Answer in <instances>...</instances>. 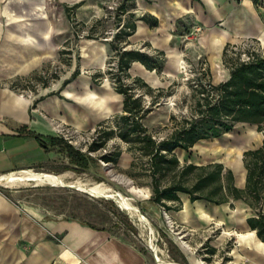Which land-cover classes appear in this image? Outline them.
Returning <instances> with one entry per match:
<instances>
[{"label":"crops","instance_id":"obj_1","mask_svg":"<svg viewBox=\"0 0 264 264\" xmlns=\"http://www.w3.org/2000/svg\"><path fill=\"white\" fill-rule=\"evenodd\" d=\"M93 3L100 4L102 0H0V174L42 164L54 147L59 149L52 145L43 148L36 134L43 138L55 136L54 125L62 122L83 127L93 121L96 126L107 115V104L98 103V107L90 104L96 94L91 85L97 84L91 75L69 78L68 88L60 95L39 91L33 97L21 96L11 85L59 55L61 41L72 24L67 8L76 4L72 11L85 19V10ZM133 11L137 16L150 14L157 23L151 26L137 19L129 46L142 40L153 50H163L164 71L176 66L179 42L186 28L196 33L199 51L208 56L222 53L227 43L245 40H253L264 49V0H135ZM88 43L90 48H101L100 57L110 53L106 41L89 38ZM133 69L138 73L132 72ZM145 71L151 70L139 61L129 68L131 76L141 77L140 73ZM86 88L84 94L76 93L77 89ZM114 92L120 96L121 109L122 96ZM244 183L245 176L235 184L243 187ZM179 197L180 208L170 209L172 221L189 229L209 223L213 216L205 205L194 204L195 200L191 201L187 194L179 193ZM234 200L251 209L245 201ZM151 203V207L157 205ZM226 203L230 205L232 199ZM251 213L253 210L244 214L237 229L242 235L230 251L237 252V256L232 255L233 264H264V241L245 221ZM0 264H148V261L140 249L106 228L28 209L0 192Z\"/></svg>","mask_w":264,"mask_h":264},{"label":"rangeland","instance_id":"obj_2","mask_svg":"<svg viewBox=\"0 0 264 264\" xmlns=\"http://www.w3.org/2000/svg\"><path fill=\"white\" fill-rule=\"evenodd\" d=\"M117 2V0H102L100 4L93 3L94 5L88 11L85 10L87 16L85 19L73 10L72 24L69 33L61 41L59 55L45 61L41 69L35 71L43 78L29 79L28 76L34 72L29 73L21 78V82L11 84L13 89L18 94L22 93L28 97H33L39 91L60 95L69 86L64 80L71 78L75 68L79 69L78 74L84 78L90 77L97 69H105L109 53L102 54L100 57L101 48H90L86 34L90 24L97 18L105 17L106 20L96 26L95 32L98 35L102 32L107 36L112 35L116 28L114 14ZM186 29L179 42L180 55L177 57L176 66L171 65V71L169 68L167 71L162 68L160 71L151 70L140 73L143 80L152 87L151 95H143L145 104L150 106V111L143 118V123L156 138L166 136L183 118H188L195 113V101L201 84H216L228 76V67L222 62L221 53L210 56L201 53L195 43L196 33ZM105 38L107 37L98 39L101 42L105 41ZM244 42L234 44V49L240 51L242 57L246 56L242 51L247 48H257L264 53V49H261L255 41L252 40V45ZM127 46L140 48L150 53L155 52L147 41H134ZM228 56H234V54L229 51ZM132 72L138 73V70L133 69ZM133 76L137 74L132 75L131 78ZM44 81L47 82L46 86L43 84ZM91 86L96 94L90 104L93 107L107 104L108 113L103 119H108V124H112L113 115L121 110L120 96L114 92L113 85L105 75L97 84ZM141 90L142 88L137 89V93ZM86 91H88L87 88L77 89L76 93L84 94ZM152 98L155 101L153 104H151ZM60 125L69 130L72 137L71 144L81 150L86 149L95 135L93 121L89 126L83 127L63 122ZM56 134L58 135L59 132ZM261 139L262 133L254 124L238 122L221 136L201 139L186 150L176 149L175 154L180 164L193 162L197 165H208L213 162H222L224 170L231 169L234 182L239 184L245 176L242 152L258 146ZM115 147L121 149L116 164L106 162L99 157L106 150H112ZM91 155L93 159L89 167L82 170L70 162L63 149L54 147V152H50L49 157L42 164L21 169H32L46 174H64L66 181L84 185L101 182L110 189L131 198L130 200L138 207L140 213L149 221L153 228L152 232L136 216L122 208L114 198L98 195L106 194L104 192L95 191L93 193L96 195H91L60 184H37L32 181L13 186L2 185L0 192L28 209L39 210L50 216L76 219L97 228H106L140 249L145 254L148 264H159L154 259L153 249L161 261L165 262L202 264L201 261H203L205 264H233L232 255L237 256V252L230 251L242 235L237 233L239 232L237 229L244 214L252 212V209H245L241 201L234 199L230 205L208 204L196 199L193 203L205 205L213 217L207 225L189 229L171 220V210H166L160 205L151 207L150 176L139 165V160L135 166L130 165L134 154L128 149L127 143L114 136L107 141L105 148L91 152ZM18 170L20 169L13 171ZM118 175L128 177L129 184L120 180ZM192 179L193 175L189 178V183ZM210 246H216L215 253L206 252Z\"/></svg>","mask_w":264,"mask_h":264},{"label":"trees","instance_id":"obj_3","mask_svg":"<svg viewBox=\"0 0 264 264\" xmlns=\"http://www.w3.org/2000/svg\"><path fill=\"white\" fill-rule=\"evenodd\" d=\"M117 1L114 14L116 28L112 35L109 37L106 33L98 35L95 32L96 26L106 20L105 17H100L90 24L86 37H107L105 41L110 53L106 67L95 70L91 77L95 83L104 75L108 78L113 89L122 96L121 111L113 115L112 124H108V119L96 124L95 135L85 150L74 146L61 135L43 138L36 134L39 144L45 149L49 145L58 146L65 151L71 163L86 170L93 159L91 152L105 148L107 141L116 136L127 143L128 149L134 154L130 165L135 166L139 160V165L150 176L151 201L166 210H178L181 203L179 193L187 194L191 201L202 199L215 204L226 203L230 199H241L253 210V213L245 218L247 225L264 241V53L247 48L242 51L246 56L242 57L241 52L234 49V44H225L221 55L222 62L228 67L227 78L216 84H201L195 101V113L183 118L166 136L156 138L143 123V118L150 111L143 95H151L152 87L139 76L131 78L129 68L134 61H139L149 70L160 71L165 62L164 51L157 49L150 53L127 45L129 36L135 31L137 19L151 26L157 23V19L147 13L137 16L133 11L135 0ZM74 6L67 8L71 23V11ZM232 48L234 50H231ZM229 51L234 56H228ZM78 73L79 69L75 68L71 77ZM28 77L43 78L37 72ZM68 81L69 78L64 80ZM46 83L43 82L45 86ZM140 88L142 90L137 93ZM154 102L152 98L151 104ZM238 122L254 124L262 133L258 146L242 152L246 170L243 187L235 184L232 170H224L222 162L208 165H197L193 162L180 164L175 154L176 149L186 150L201 139L219 137L230 131ZM120 154L121 149L115 147L106 150L99 157L116 164ZM191 175L193 179L189 183ZM215 251L214 246L206 250L209 254Z\"/></svg>","mask_w":264,"mask_h":264},{"label":"bare ground","instance_id":"obj_4","mask_svg":"<svg viewBox=\"0 0 264 264\" xmlns=\"http://www.w3.org/2000/svg\"><path fill=\"white\" fill-rule=\"evenodd\" d=\"M64 176H65L64 174H46L44 172H39L32 169H20L18 171H10L7 173L0 174V184L3 186H13L19 183H26L32 181L37 184L38 183H48V184L75 183L82 187H89V190L92 192L100 191L112 196L122 208L126 209L130 214L136 216V218L143 225L148 227L147 226L148 220L145 218L144 215H141L138 207L130 200L131 198L129 199L122 193L110 189L107 185H104L101 182L90 185H84L83 183H79V182L66 181ZM117 177L126 183L130 181L128 177L122 175H118ZM136 189L139 190V188ZM148 229L150 232H152V228L148 227ZM160 262H162L161 259ZM201 263L205 264L203 261H201ZM171 264H177V263L175 262Z\"/></svg>","mask_w":264,"mask_h":264},{"label":"water","instance_id":"obj_5","mask_svg":"<svg viewBox=\"0 0 264 264\" xmlns=\"http://www.w3.org/2000/svg\"><path fill=\"white\" fill-rule=\"evenodd\" d=\"M60 185L71 187V188H75V189H79V190L84 191L86 193H89L91 195H96L95 193H93L92 191L89 190V187H82V186H80L78 184H75V183H61ZM0 186H2V185L0 184ZM98 195L112 197V196H110L108 194H98ZM141 215H143V214L141 213ZM147 226L149 228H152V226L150 225L149 221H147ZM152 231H153V228H152ZM153 256H154L155 261L158 262L159 264H171L170 261H166L165 262V261L162 260V262H160V258L156 254L155 249H153Z\"/></svg>","mask_w":264,"mask_h":264},{"label":"built area","instance_id":"obj_6","mask_svg":"<svg viewBox=\"0 0 264 264\" xmlns=\"http://www.w3.org/2000/svg\"><path fill=\"white\" fill-rule=\"evenodd\" d=\"M110 37V36H109ZM108 37V38H109ZM105 39H107V38H105ZM246 42H248V44H250V45H252V40H245V42L244 43H246ZM252 49H256L257 50V48H252ZM112 63H114V62H112ZM20 95L21 96H23V94L22 93H20ZM54 130L56 131V132H59V134L58 135H61L64 139H66L68 142H72V140H71V136H70V134H69V130L68 129H65V128H63L61 125H60V123H56L55 125H54Z\"/></svg>","mask_w":264,"mask_h":264}]
</instances>
